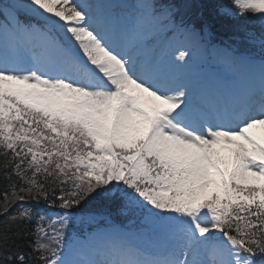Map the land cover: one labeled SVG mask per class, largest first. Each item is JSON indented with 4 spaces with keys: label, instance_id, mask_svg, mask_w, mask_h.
Returning a JSON list of instances; mask_svg holds the SVG:
<instances>
[{
    "label": "snow or ice",
    "instance_id": "snow-or-ice-1",
    "mask_svg": "<svg viewBox=\"0 0 264 264\" xmlns=\"http://www.w3.org/2000/svg\"><path fill=\"white\" fill-rule=\"evenodd\" d=\"M235 5L264 24V0ZM118 8L0 3V168L9 182L0 248L29 225L33 237L27 253L0 252V264H264V40L258 89L209 94L181 78L188 50L164 72L121 47ZM132 10L173 23L171 9ZM223 63L234 70L256 60L226 54ZM98 200L135 217L159 247H140L120 229L69 241L70 224Z\"/></svg>",
    "mask_w": 264,
    "mask_h": 264
},
{
    "label": "trees",
    "instance_id": "trees-1",
    "mask_svg": "<svg viewBox=\"0 0 264 264\" xmlns=\"http://www.w3.org/2000/svg\"><path fill=\"white\" fill-rule=\"evenodd\" d=\"M195 2H200L202 5H205L207 7H210V2L211 0H195ZM210 12L208 11V9L205 7L204 10V15L206 17H208L209 21H210ZM250 21L247 20L244 27H248ZM253 27L252 30L255 31H262L263 27L261 24H259L256 20L253 23ZM214 28H218L220 27V21H217L213 24ZM225 28V26H224ZM227 28H229V26H226V30ZM236 28L233 27L231 30H235ZM249 31V29H248ZM248 42H244L243 44V48L245 49L244 51H250L251 49H253V46H248ZM2 159V158H0ZM2 168H0V220H3L4 218V191L8 185V181L3 179V175H2ZM13 179H15L13 177ZM30 206L32 208H43L44 205L43 203L37 205L35 203H30ZM90 207V217L95 218V220L97 221H102L104 223H106V225H108V222L106 220V216H108L111 219V216L114 217V221L115 223H117L119 225V223L121 224L120 229H125L127 231L133 232L134 230V224L132 225L131 223L137 222L136 218L131 219V215H122L119 211V206L117 204H110V203H106L103 200H98L96 202H94ZM19 208V202H15L13 203L10 208H9V213L11 214H15L16 211ZM138 223V222H137ZM111 226V225H109ZM31 225H29L26 230H25V234L21 235L20 237H11V239L9 240V246L7 248H0V252H3L5 254L7 253H14V252H23V253H27L30 251L28 245L30 244V242L32 241L33 237L30 234L31 233ZM2 230V229H0ZM29 264H38L34 263L33 261H30Z\"/></svg>",
    "mask_w": 264,
    "mask_h": 264
},
{
    "label": "rangeland",
    "instance_id": "rangeland-1",
    "mask_svg": "<svg viewBox=\"0 0 264 264\" xmlns=\"http://www.w3.org/2000/svg\"><path fill=\"white\" fill-rule=\"evenodd\" d=\"M7 0H0V3H6ZM133 4H140V3H148V4H152L154 5L153 1L152 0H133L132 2ZM157 7V6H156ZM159 8V7H158ZM232 10V9H231ZM236 7H234V11H231L230 13L231 14H225V15H222L219 20H220V23L222 25V28H226V26L229 28H233L235 27L236 29L234 30V33H237L238 35H241L243 38L242 40L244 41L245 39H249L250 37V42L252 41H256V40H264V24H262L261 22V18L257 16V14L255 13H245L244 16H240L239 15V11H236ZM234 14V15H233ZM235 15H238L239 17L235 16ZM249 20L250 23L248 25V28L247 27H244L246 21ZM257 20L260 24H262L263 26V30L262 31H253L252 30V27H253V23L254 21ZM4 20H3V17L0 16V23H3ZM154 23H157V20H154L153 21ZM161 24H157V27H160ZM150 26V25H149ZM167 26H164V30L167 29ZM156 27V28H157ZM227 28V30L230 32L231 29ZM249 29V31H248ZM223 30V29H222ZM248 34V35H247ZM189 38V43L186 44V45H190L192 44V39L195 38L194 36H190L188 37ZM197 38V37H196ZM183 48H185V45H183ZM193 49V51H191V57L188 59V63H191V61H196L194 60V58H198V51L196 50V48H194V46L191 47ZM188 50V49H187ZM221 54L223 55V59L225 57L226 54H234V55H237L238 56V52L237 51H233V50H230L229 48H223ZM179 55V53L175 54V56L167 59V60H164L163 62L160 63L161 65V68L162 70H171V69H174V66L173 64L176 63L174 57H177ZM200 58V57H199ZM203 60L207 61L205 57H201ZM201 60V59H200ZM180 63H183V62H180ZM233 69H229L225 64L224 66H222L221 68H219V73L224 76L226 73H228V75H231L233 74ZM186 81H188V79H186ZM135 217L131 216V219H133ZM90 220H95V218H90ZM106 220L108 222V225H112V227L114 228H120L121 224L119 223V225L117 223H115L114 221V217L111 216V219L106 216ZM88 222V219H85L83 222L79 221V220H75L73 221L71 224H70V227L69 229L67 230V236H68V239L69 241H72V240H75V235L76 233L79 231L80 228H82L86 223ZM102 223V225H106V223L102 222V221H99ZM132 225L134 224V231L137 230L139 228V224L137 222H132L131 223ZM140 237H142V235L140 234ZM157 243V242H156ZM156 245V244H154Z\"/></svg>",
    "mask_w": 264,
    "mask_h": 264
},
{
    "label": "bare ground",
    "instance_id": "bare-ground-1",
    "mask_svg": "<svg viewBox=\"0 0 264 264\" xmlns=\"http://www.w3.org/2000/svg\"><path fill=\"white\" fill-rule=\"evenodd\" d=\"M85 1V0H83ZM87 1V0H86ZM144 30L140 29L139 31H135L132 33L131 39L133 40V43H131L130 47L133 48L134 53H137V55L140 56H150V54L153 52L154 49H156L158 47V43L160 41V39L157 37L154 40H147L146 42V46H141V44L139 43L140 41H146L145 37H144ZM130 38H127L128 41ZM131 40V42H132Z\"/></svg>",
    "mask_w": 264,
    "mask_h": 264
}]
</instances>
